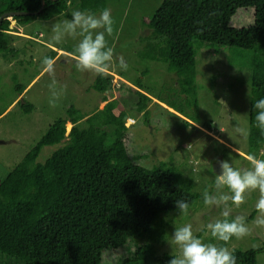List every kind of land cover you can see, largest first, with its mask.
Here are the masks:
<instances>
[{"label": "trees", "instance_id": "obj_1", "mask_svg": "<svg viewBox=\"0 0 264 264\" xmlns=\"http://www.w3.org/2000/svg\"><path fill=\"white\" fill-rule=\"evenodd\" d=\"M44 1L38 16L13 20L19 26L37 18L49 20L64 15L69 4V0ZM40 7L41 0H0V16L34 13ZM247 8L253 9V23L233 27L232 17ZM8 25L9 20L0 25V53L9 43ZM148 28L141 58L166 64L167 72L176 76L180 99L191 107L197 105L199 46L251 53L246 156L263 157L264 132L255 125L253 104L264 98V0H162ZM7 51L14 52L11 47ZM113 83L117 84L111 75L97 74L92 87L103 94L104 108L85 118L69 107L67 116L56 120L0 180V264H102L105 251L125 248L140 238L147 242L135 244L128 254L108 264H168L174 257L156 256L153 243L164 241V230L154 229V224L160 214L180 211L177 200L190 207L194 204L193 181L174 165L163 163L147 170L133 163L124 145L128 133L125 121L130 117L126 110L118 109L119 99L110 101L107 96ZM116 86L134 88L129 92L136 96L130 102L138 112H144L153 98L149 88L144 91L141 79ZM167 106L184 116L172 104ZM32 108L29 103L22 104L24 112L30 113ZM67 123L71 128L65 136ZM202 128L209 131L206 125ZM56 145L61 146L44 163L36 162L44 147ZM233 252L236 264H256L262 251Z\"/></svg>", "mask_w": 264, "mask_h": 264}, {"label": "rangeland", "instance_id": "obj_2", "mask_svg": "<svg viewBox=\"0 0 264 264\" xmlns=\"http://www.w3.org/2000/svg\"><path fill=\"white\" fill-rule=\"evenodd\" d=\"M68 3L64 15L26 24V34L34 38L41 34V42L54 44L68 54L31 84V80L41 72L42 59L50 52L49 48L36 41L13 37L16 42L13 43L9 38L5 50L0 53V112L6 110L0 116V180L21 162L56 120L67 116L69 107L78 109L85 118L97 109L104 108L105 104H99L103 94L92 87L97 74L76 68L74 52L80 37L63 34L57 40L52 28L64 19H71V13L76 9H88L99 14L107 8L115 22L113 33L110 36L105 34L108 46L114 50V59L108 72L117 74L130 84L141 79L144 91L146 87L149 88L148 93L153 97L148 108L138 112L136 106L131 107L133 102H130L136 96L129 92L134 88L129 89L127 85L123 89L117 88V84L125 82L121 83L112 76L117 84L113 83L112 90L106 95L110 101L119 99L118 109L126 110L133 120L130 125L128 119L125 121L128 128L124 140L127 152L133 163L147 170H153L163 163L174 165L194 184L196 200L187 215L171 211L157 218L154 229L159 227L164 230V241L153 243L155 254L179 256V249L171 236L174 229L185 224H191L194 235L205 243H221L211 238L207 225L222 218L225 206H206L203 197L205 192L213 197L229 194L215 185V176L218 175L215 166L219 161L229 160L237 168L249 166L246 154L250 75L247 68L251 65V53L217 45L199 46L196 50L197 105L191 107L188 101L180 99L176 76L167 72L166 64L141 58L144 50L142 41L150 34L148 23L162 0H69ZM252 16L253 9H240L232 17L231 25L236 28L247 27L253 23ZM5 20H9L6 33L16 35L17 26L13 24V18ZM9 47L14 50L13 53L7 51ZM11 61L12 66L9 64ZM121 63L126 64L127 68L123 69ZM26 86L22 100L21 90ZM224 101H227L226 105ZM23 103L33 106L30 113L24 112ZM168 104L181 110L185 117L168 107ZM118 109L114 110L115 115ZM205 125L209 131L202 128ZM236 127H240V130L234 131ZM70 128L71 124L67 123L65 136L69 134ZM59 146L44 147L36 162L44 163ZM261 158L264 159V156ZM245 196L246 202L239 207L229 202L228 218L238 215L246 217L245 223L250 228V234L239 239L233 237L227 246L231 251L260 250L262 252L256 256V264H264V227L254 224L259 215L256 203L260 193L258 190L250 191ZM146 242V238H140L125 248L105 251L102 264L116 261L124 253L128 254L135 244L142 246Z\"/></svg>", "mask_w": 264, "mask_h": 264}, {"label": "clouds", "instance_id": "obj_3", "mask_svg": "<svg viewBox=\"0 0 264 264\" xmlns=\"http://www.w3.org/2000/svg\"><path fill=\"white\" fill-rule=\"evenodd\" d=\"M114 20L110 10L102 9L99 14L88 9H76L71 13V19L53 25L52 31L55 39L59 40L61 35L79 36L74 55L76 57V68L81 71H91L99 75L107 73L114 59V50L108 46L107 35L113 33ZM44 65L51 69L55 63L52 57H45ZM123 69L127 65L121 63ZM227 104V101H224ZM225 111V107H222ZM255 110L256 126L264 132V98L253 104ZM129 122V121H128ZM130 125V124H129ZM236 127L234 131H239ZM247 167H234L229 160L219 161L220 171L215 176V185L223 188L226 193L219 197H213L204 193L203 203L206 206H217L223 204L225 211L221 213V219L207 225L208 232L213 240L221 243H205L201 238L194 235L191 224L174 229L171 240L179 249V256L170 257L168 264H236L234 252L227 246L233 238H243L250 234V228L245 223L244 216H236L229 219L228 205L239 207L246 202L245 194L258 190L260 198L256 203L259 215L254 224L264 227V159L257 158L255 154L247 155ZM181 214L187 215L189 203L183 200L175 202Z\"/></svg>", "mask_w": 264, "mask_h": 264}, {"label": "crops", "instance_id": "obj_4", "mask_svg": "<svg viewBox=\"0 0 264 264\" xmlns=\"http://www.w3.org/2000/svg\"><path fill=\"white\" fill-rule=\"evenodd\" d=\"M35 20H40V19H35ZM34 20V21H35ZM50 20V19H49ZM43 21H47V20H43ZM30 22H33V21H30ZM29 22V23H30ZM13 24H15V26H17L16 27V29H17V31H15L14 33L16 34V35H14V36H10V39H11V41L13 42V43H15L16 41L13 39V37H16V38H18L19 40L20 39H22V38H24V39H26V40H28V41H36L37 43H40V44H42V45H45V46H47L48 48H49V50H50V52L49 53H47L46 54V57L47 56H49V57H52V58H54L55 59V63L57 62V61H59L60 59H61V57H63V56H68V54L63 50V49H61V48H57L54 44H51V43H45V42H41L39 39H40V37H41V34H39V36H38V38H34V37H31L30 35H28V34H26L25 33V27H26V24L25 25H21V26H19L18 25V23L16 22V20H14V23ZM28 24V23H27ZM62 53V54H61ZM65 54V55H64ZM61 55V56H60ZM44 60V58L42 59V61ZM13 61H11L9 64L12 66L13 64ZM54 63V64H55ZM54 64H53V66H54ZM52 66V67H53ZM48 71V70H50L49 68H47L45 65H44V63H43V68H42V70H41V72H39L32 80H31V82L29 83V84H31L37 77H39L41 74H43L45 71ZM106 74H109V75H111V76H115V77H117V80H121V81H124V80H122L121 78H119L116 74H112V73H110V72H107ZM115 82V81H114ZM125 83H127L128 85H130L128 82H126V81H124ZM29 86V85H28ZM28 86H26L25 87V89H27V87ZM24 89V92L26 91ZM24 92H22V97H21V99H23V97H24ZM107 93V92H106ZM104 95H106V94H104ZM19 97V96H18ZM18 97H17V99H18ZM155 100V99H154ZM156 101V100H155ZM156 102H158V101H156ZM14 103V102H13ZM106 103L107 102H103L102 100H101V102H99V104H105L106 105ZM164 106V105H163ZM165 107V106H164ZM170 111H172V112H174L173 110H171V109H169ZM220 142H222L220 139H218ZM233 150H235V149H233ZM236 151V150H235ZM236 152H238V151H236Z\"/></svg>", "mask_w": 264, "mask_h": 264}, {"label": "water", "instance_id": "obj_5", "mask_svg": "<svg viewBox=\"0 0 264 264\" xmlns=\"http://www.w3.org/2000/svg\"><path fill=\"white\" fill-rule=\"evenodd\" d=\"M49 1H58V0H49ZM44 4L45 1L41 0V7L37 12L34 13H27V12H7V13H3L0 16V25L2 23L3 20L8 19V18H13V17H17V16H27V15H34V16H38V14L42 11V9L44 8ZM215 171L219 174L220 171V167H219V163L215 166Z\"/></svg>", "mask_w": 264, "mask_h": 264}, {"label": "built area", "instance_id": "obj_6", "mask_svg": "<svg viewBox=\"0 0 264 264\" xmlns=\"http://www.w3.org/2000/svg\"><path fill=\"white\" fill-rule=\"evenodd\" d=\"M128 120H129V122H130L129 124H132V123H133V120H132V119H128ZM129 124H128V125H129Z\"/></svg>", "mask_w": 264, "mask_h": 264}]
</instances>
